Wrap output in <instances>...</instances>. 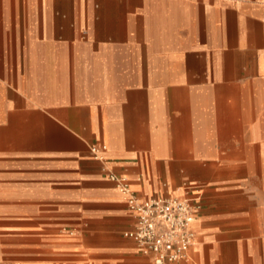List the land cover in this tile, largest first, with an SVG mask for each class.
<instances>
[{"label": "crops", "instance_id": "0c3cea01", "mask_svg": "<svg viewBox=\"0 0 264 264\" xmlns=\"http://www.w3.org/2000/svg\"><path fill=\"white\" fill-rule=\"evenodd\" d=\"M105 169L264 264V0H0V264H153Z\"/></svg>", "mask_w": 264, "mask_h": 264}, {"label": "built area", "instance_id": "2783aa9c", "mask_svg": "<svg viewBox=\"0 0 264 264\" xmlns=\"http://www.w3.org/2000/svg\"><path fill=\"white\" fill-rule=\"evenodd\" d=\"M106 149L103 143L89 144L90 155L100 161L105 160ZM104 171L135 216L134 227L124 235L132 238L141 252L150 255L153 264L188 259L195 238L192 224L201 209L200 199L189 195L139 197L125 175L110 169Z\"/></svg>", "mask_w": 264, "mask_h": 264}]
</instances>
